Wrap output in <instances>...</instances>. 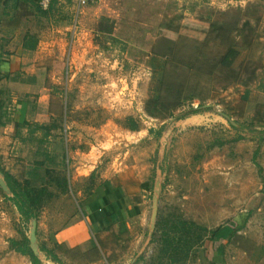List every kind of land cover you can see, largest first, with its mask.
<instances>
[{
    "label": "rangeland",
    "instance_id": "1",
    "mask_svg": "<svg viewBox=\"0 0 264 264\" xmlns=\"http://www.w3.org/2000/svg\"><path fill=\"white\" fill-rule=\"evenodd\" d=\"M39 12L54 115L0 141V171L44 192L25 223L0 186V264H31L9 240L33 221L42 264H264V0ZM77 221L88 240L59 243Z\"/></svg>",
    "mask_w": 264,
    "mask_h": 264
},
{
    "label": "crops",
    "instance_id": "2",
    "mask_svg": "<svg viewBox=\"0 0 264 264\" xmlns=\"http://www.w3.org/2000/svg\"><path fill=\"white\" fill-rule=\"evenodd\" d=\"M41 14L35 1L0 0V99L3 102L0 141L9 143V147L13 146L10 135L17 125L30 123V128L24 127L30 131L38 129L37 125L47 128L54 115L55 102L45 84L42 65L55 48V34L44 29ZM61 40L60 34L59 50L64 47ZM43 53L44 62L41 61ZM102 199L107 202L101 194L88 200L89 209H93L89 212L91 216L99 211ZM94 204L96 210L92 207ZM81 222L60 229L59 243L72 246L87 241L89 236L82 232ZM83 222L86 224L87 218ZM76 226L79 233L73 230Z\"/></svg>",
    "mask_w": 264,
    "mask_h": 264
},
{
    "label": "trees",
    "instance_id": "3",
    "mask_svg": "<svg viewBox=\"0 0 264 264\" xmlns=\"http://www.w3.org/2000/svg\"><path fill=\"white\" fill-rule=\"evenodd\" d=\"M56 3V2H52ZM51 6V5H50ZM39 7V6H38ZM3 102L0 99V116L2 115ZM19 125H17L18 127ZM39 128H45L44 125H37ZM3 177L12 193L10 199L13 201L20 219L29 223L32 218H37V209L41 205L43 197V189H37L34 185L30 184L29 180L23 179L22 182L14 178L9 172L2 170ZM9 246L14 251L26 255L31 264H42L41 259L35 255L30 248L29 239L26 235H22L20 239L10 238ZM39 249L45 254L46 258L60 263V258L51 249L46 246H40Z\"/></svg>",
    "mask_w": 264,
    "mask_h": 264
},
{
    "label": "built area",
    "instance_id": "4",
    "mask_svg": "<svg viewBox=\"0 0 264 264\" xmlns=\"http://www.w3.org/2000/svg\"><path fill=\"white\" fill-rule=\"evenodd\" d=\"M96 0H36L38 6L43 9L47 10L52 2L56 3H66V2H71L73 8L77 11V14H79V11L91 4H93Z\"/></svg>",
    "mask_w": 264,
    "mask_h": 264
},
{
    "label": "water",
    "instance_id": "5",
    "mask_svg": "<svg viewBox=\"0 0 264 264\" xmlns=\"http://www.w3.org/2000/svg\"><path fill=\"white\" fill-rule=\"evenodd\" d=\"M0 186L4 190H9L10 191V189H9V187H8V185H7V183H6L5 179H4L3 174H2L1 171H0ZM32 226L33 227L30 230V238H28L29 239V245H30V240H32L34 238V236H35V230H34L35 222L34 221L32 222ZM30 248L33 250L35 255L39 256V253H38V251L36 249H33L31 246H30Z\"/></svg>",
    "mask_w": 264,
    "mask_h": 264
}]
</instances>
